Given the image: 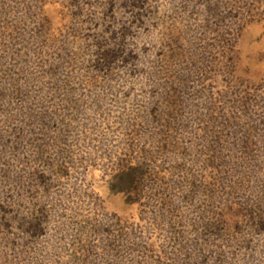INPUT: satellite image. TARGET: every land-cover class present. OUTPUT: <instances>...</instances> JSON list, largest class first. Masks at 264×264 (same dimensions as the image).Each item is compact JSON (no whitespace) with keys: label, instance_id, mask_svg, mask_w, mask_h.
Wrapping results in <instances>:
<instances>
[{"label":"rangeland","instance_id":"rangeland-1","mask_svg":"<svg viewBox=\"0 0 264 264\" xmlns=\"http://www.w3.org/2000/svg\"><path fill=\"white\" fill-rule=\"evenodd\" d=\"M0 264H264V0H0Z\"/></svg>","mask_w":264,"mask_h":264}]
</instances>
